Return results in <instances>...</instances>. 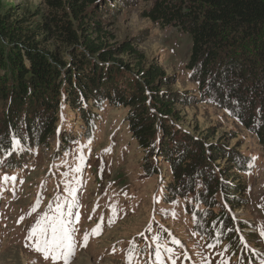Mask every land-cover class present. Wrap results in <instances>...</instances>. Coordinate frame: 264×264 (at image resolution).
<instances>
[{
    "label": "trees",
    "instance_id": "trees-1",
    "mask_svg": "<svg viewBox=\"0 0 264 264\" xmlns=\"http://www.w3.org/2000/svg\"><path fill=\"white\" fill-rule=\"evenodd\" d=\"M44 5L46 15L35 21L31 17L37 14H0L3 158L13 153L20 162V152L32 145L46 148L57 136V146L66 148L68 141L54 127L60 122L58 109L77 115L86 141L101 112L125 109L127 129L147 159L169 166L166 203L192 196L189 212L198 235L209 245L225 243L236 252L241 244L229 211L245 203L240 176L249 172L248 158L182 133L175 108L195 98L170 90L174 77L159 63L143 65L132 42L109 44L102 14L108 7L119 12L124 0H44ZM143 16L189 36L186 67L201 101L222 108L264 145V0H154ZM49 39L61 55L44 50Z\"/></svg>",
    "mask_w": 264,
    "mask_h": 264
},
{
    "label": "rangeland",
    "instance_id": "rangeland-1",
    "mask_svg": "<svg viewBox=\"0 0 264 264\" xmlns=\"http://www.w3.org/2000/svg\"><path fill=\"white\" fill-rule=\"evenodd\" d=\"M153 1L124 0L119 12L106 8L104 32L109 44L132 42L143 65L159 63L174 77L170 90L195 98L191 105L175 108L182 133L248 158L249 172L240 176L245 203L232 212L241 247L232 252L229 245H209L198 235L189 212L192 196L166 203L164 187L172 182L169 166L156 164L155 157L147 159L127 129L125 109L101 112L86 141L79 118L66 108L58 109L60 122L54 125L68 141L66 148L57 146L59 136L53 137L46 148L32 145L27 153L20 152L21 161L16 162L19 157L13 153L3 158V140L0 264H65L63 258L45 260L34 251L39 229L29 239L42 218L57 215L58 205L75 249L68 264H264V145L222 108L201 101L186 67L191 40L182 31L144 18ZM6 10L18 16L37 14L32 21L46 15L44 0H0V14ZM43 44L44 50L61 55L54 40ZM5 108L0 101V117ZM217 164L225 168L226 163ZM146 166H151L149 173ZM196 187L201 188L197 181Z\"/></svg>",
    "mask_w": 264,
    "mask_h": 264
},
{
    "label": "snow or ice",
    "instance_id": "snow-or-ice-1",
    "mask_svg": "<svg viewBox=\"0 0 264 264\" xmlns=\"http://www.w3.org/2000/svg\"><path fill=\"white\" fill-rule=\"evenodd\" d=\"M56 213V216L42 218V224L38 223L31 230L29 239H31L32 235H36L39 229V237L34 245V251L41 253L45 260L63 258L65 264H68V260L74 255L75 249L64 221L60 219L59 205L56 208ZM99 227L100 225H97V229Z\"/></svg>",
    "mask_w": 264,
    "mask_h": 264
}]
</instances>
